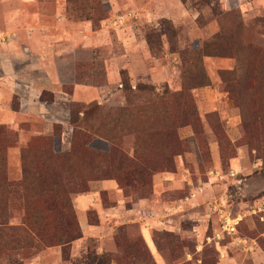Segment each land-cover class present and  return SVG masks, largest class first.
I'll use <instances>...</instances> for the list:
<instances>
[{"label":"rangeland","instance_id":"rangeland-1","mask_svg":"<svg viewBox=\"0 0 264 264\" xmlns=\"http://www.w3.org/2000/svg\"><path fill=\"white\" fill-rule=\"evenodd\" d=\"M6 35L53 130L10 95L0 264H264L220 212L264 202V0H0Z\"/></svg>","mask_w":264,"mask_h":264},{"label":"crops","instance_id":"crops-1","mask_svg":"<svg viewBox=\"0 0 264 264\" xmlns=\"http://www.w3.org/2000/svg\"><path fill=\"white\" fill-rule=\"evenodd\" d=\"M17 19L10 21V24H16ZM17 42L13 41L11 35L0 36V70L9 66H12V58L16 59L19 57V52L16 50ZM49 79L52 83H59L56 79L50 74H48ZM43 90V87L34 86L29 83H17L15 78L12 75L3 76L0 75V122L2 123H11L14 117V121L17 118V112L13 111L9 107L8 99L13 95H18L21 97V107L23 108L26 104L31 109V116L39 115L44 124V132L49 133L53 130V117L50 112L45 108H37L35 99L38 97V94ZM57 103L55 102L54 105ZM40 107V106H39ZM22 110V109H21ZM22 112V111H21ZM20 113V112H19ZM13 121V122H14ZM43 132V133H44ZM39 133V132H37ZM13 165L14 167H18ZM20 166V165H19ZM12 167V166H11ZM148 205V204H145ZM86 231V230H85Z\"/></svg>","mask_w":264,"mask_h":264},{"label":"built area","instance_id":"built-area-1","mask_svg":"<svg viewBox=\"0 0 264 264\" xmlns=\"http://www.w3.org/2000/svg\"><path fill=\"white\" fill-rule=\"evenodd\" d=\"M215 209H219L217 205ZM220 212L224 214L223 231L228 235H235L238 233V227L240 223L245 218L250 216H258L262 221H264V202L252 206L246 212H239L236 216H232L231 212H224L222 208L220 209Z\"/></svg>","mask_w":264,"mask_h":264},{"label":"trees","instance_id":"trees-1","mask_svg":"<svg viewBox=\"0 0 264 264\" xmlns=\"http://www.w3.org/2000/svg\"><path fill=\"white\" fill-rule=\"evenodd\" d=\"M96 8V4L95 3H93V10Z\"/></svg>","mask_w":264,"mask_h":264}]
</instances>
